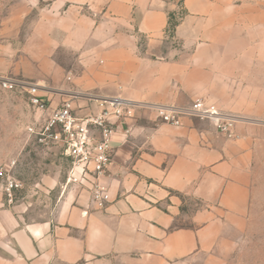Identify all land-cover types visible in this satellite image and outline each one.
<instances>
[{
	"label": "crops",
	"instance_id": "0c3cea01",
	"mask_svg": "<svg viewBox=\"0 0 264 264\" xmlns=\"http://www.w3.org/2000/svg\"><path fill=\"white\" fill-rule=\"evenodd\" d=\"M60 1L86 27L68 42L75 57L69 68L52 61L50 78L35 77L49 84L40 91L46 116L68 99L85 114L97 98L132 102L135 115L110 143L112 163L101 178L107 207L96 210L86 190L71 189L52 217L12 230L1 263L225 264L221 251L247 223L254 163L263 156L257 50L241 34L209 24L206 2L185 1L187 14L173 31L177 48H167L166 1ZM247 90L255 94L249 98ZM196 99L241 119L235 137L194 118L183 117L179 127L157 121L154 108L185 109ZM186 197L203 203L189 218L181 210Z\"/></svg>",
	"mask_w": 264,
	"mask_h": 264
},
{
	"label": "rangeland",
	"instance_id": "374dc122",
	"mask_svg": "<svg viewBox=\"0 0 264 264\" xmlns=\"http://www.w3.org/2000/svg\"><path fill=\"white\" fill-rule=\"evenodd\" d=\"M163 1L168 3L166 47L177 48V43L172 40L173 31L187 14L184 4L189 0ZM194 1L208 3L209 8L203 11L212 18L209 24H215L217 29L223 27L224 30H230L233 35L241 34L242 38L245 37L248 48L257 50L258 64L264 68V0ZM56 2L57 0H0V82L6 79L36 85L40 96V91L47 90L49 84L47 80L40 82L35 77L50 78L49 65L52 61H58L65 68L73 64L75 57L68 42L74 30H82L86 25L73 21L75 12H69L71 4L59 5L62 1L58 4ZM94 13L95 10L90 8L85 12L88 17H95ZM72 26L75 28L72 29ZM23 73L28 77H24ZM261 91L258 94L261 96L263 93L264 96V89ZM247 92L249 98L255 94V90ZM42 99L49 106L48 100ZM65 101L73 103L72 99ZM45 117V114L37 112L30 104L25 92L6 90L0 84V255L1 252H10V249L4 251L2 246L12 238L13 229L46 221L52 217L64 196L71 189L77 188L66 185L69 160L63 155L62 148L55 144L40 143L35 135L28 132V128H39ZM183 117L200 120L189 115H183L181 119ZM230 118L233 120V137L227 138L218 132L227 139L235 137V124L241 120ZM157 121L161 123L158 119ZM262 155L254 163L247 223L242 226L241 231H232L230 246L221 251L225 264H264V148ZM8 180L17 185L10 191L7 190ZM77 189L83 191L82 188ZM185 200L187 207H181L185 218L203 207L199 200L187 197ZM109 203L110 201L105 208ZM187 220L183 223L184 227L189 226Z\"/></svg>",
	"mask_w": 264,
	"mask_h": 264
},
{
	"label": "built area",
	"instance_id": "2783aa9c",
	"mask_svg": "<svg viewBox=\"0 0 264 264\" xmlns=\"http://www.w3.org/2000/svg\"><path fill=\"white\" fill-rule=\"evenodd\" d=\"M0 84L6 90L25 92L36 111L46 115L49 106L39 96L38 86L6 79ZM94 102V110L85 108L87 112L80 115L71 101H65L45 117L39 128H28V132L40 143L62 148L69 160L66 185L86 190L89 206L103 210L110 201L109 189L101 182L112 163L110 143L119 125L134 117L136 105L121 98H97ZM155 111L161 123L179 127L181 117L189 115L208 120L218 132L227 138L233 137V120L219 112L215 105L202 100H196L186 110L158 107ZM7 184L8 191L17 186L12 180Z\"/></svg>",
	"mask_w": 264,
	"mask_h": 264
},
{
	"label": "trees",
	"instance_id": "16d2710c",
	"mask_svg": "<svg viewBox=\"0 0 264 264\" xmlns=\"http://www.w3.org/2000/svg\"><path fill=\"white\" fill-rule=\"evenodd\" d=\"M173 26V25H172Z\"/></svg>",
	"mask_w": 264,
	"mask_h": 264
}]
</instances>
